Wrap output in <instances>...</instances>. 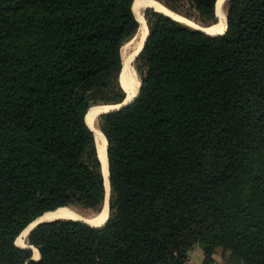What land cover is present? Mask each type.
I'll list each match as a JSON object with an SVG mask.
<instances>
[{
  "label": "trees",
  "instance_id": "trees-1",
  "mask_svg": "<svg viewBox=\"0 0 264 264\" xmlns=\"http://www.w3.org/2000/svg\"><path fill=\"white\" fill-rule=\"evenodd\" d=\"M158 1L201 27L221 19L217 0ZM133 2L0 0V264H187L195 245L204 264H264V0H228L216 36L145 9L138 95L96 119L106 223L37 224L38 260L15 245L45 212L103 208L85 117L126 99Z\"/></svg>",
  "mask_w": 264,
  "mask_h": 264
},
{
  "label": "bare ground",
  "instance_id": "bare-ground-1",
  "mask_svg": "<svg viewBox=\"0 0 264 264\" xmlns=\"http://www.w3.org/2000/svg\"><path fill=\"white\" fill-rule=\"evenodd\" d=\"M223 0H217V9L221 16L220 21L215 24L212 27L202 29L204 32L210 34V35H219L223 32L225 29V11L221 9ZM147 8H151L156 12H159L165 16H168L174 20H177L178 22H181L187 26H194L192 21L174 13L168 10L165 6H163L161 3L155 1V0H134L132 4V10L139 22V29L137 32V35L135 38H133L131 41L126 43L123 48L121 49V57H122V74L125 82L128 83L129 93L126 96V99L124 100V104L130 102L135 96L138 91L140 82L137 78L136 72L132 66V59L135 58L139 50L142 48L146 36H147V27L146 22L144 21L143 17V11ZM137 38V39H136ZM134 43V48L131 52H127L128 46H131V44ZM130 51V50H129ZM122 105H116V106H109V105H98L93 106L89 109L85 120L91 130L94 131L95 140H96V146H97V153L99 160L101 162V166L103 169L104 174V186L106 191V199L105 203L103 205L102 210L97 213L96 215L92 217L83 216L75 211L70 210L68 207H59L53 211L45 212L43 215L38 217L32 224H30L27 229H25L16 239L15 244L22 248H28L31 246H28L25 242L26 236L28 235V232L33 229V227L40 223V222H51L54 220H74V221H80L84 222L92 227L100 228L102 227L108 218V209H107V203H108V192H109V184L107 180V163H106V141L105 137L102 134V132L98 129V127L95 126V120L98 115L105 113L107 111H113L118 109ZM27 246V247H26ZM34 250L33 259H38V251H36V248L31 247Z\"/></svg>",
  "mask_w": 264,
  "mask_h": 264
},
{
  "label": "water",
  "instance_id": "water-1",
  "mask_svg": "<svg viewBox=\"0 0 264 264\" xmlns=\"http://www.w3.org/2000/svg\"><path fill=\"white\" fill-rule=\"evenodd\" d=\"M228 0H223V2H222V5H221V9H223V11H224V6L226 5V2H227ZM167 8V7H166ZM169 10V9H168ZM171 11V10H170ZM172 12V11H171ZM159 13V12H158ZM218 16V15H217ZM144 17V16H143ZM145 20V19H144ZM177 21V20H176ZM181 23V22H180ZM193 24H194V26H192L194 29H196V30H199V31H201V32H203V33H205V34H207V35H210V34H208V33H206V32H204L202 29H205V28H209V27H201V26H199V25H197L196 23H194V22H192ZM212 26H214V25H212ZM212 26H210V27H212ZM225 30H226V15H225ZM225 30H224V32H225ZM223 32V33H224ZM222 33V34H223ZM221 34V35H222ZM136 35H137V33H136ZM136 35L133 37V38H135L136 37ZM213 36H216V35H213ZM132 38V39H133ZM145 43V42H144ZM144 45V44H143ZM143 47V46H142ZM142 49V48H141ZM141 49L139 50V52L141 51ZM138 52V53H139ZM138 53H137V55H138ZM136 55V56H137ZM136 56H135V58H136ZM134 58V59H135ZM134 61V60H133ZM120 81H121V75H120ZM140 82V81H139ZM121 83H122V81H121ZM122 85H123V83H122ZM124 86V88H125V91H126V96H127V94L129 93V88L127 87V86H125V85H123ZM139 87H140V85H139ZM138 91H139V88H138ZM138 91H137V93H136V96L130 101V102H128V103H126V104H124V105H122L123 103H124V101L121 103V104H118V105H122V106H120L118 109H116V110H119V109H121L122 107H125L126 105H128L129 103H131L136 97H137V95H138ZM109 106H116V105H109ZM116 110H113V111H116ZM108 112H112V110L111 111H107V112H105V113H108ZM86 121V120H85ZM86 124H87V122H86ZM87 126H88V124H87ZM89 127V126H88ZM90 129V128H89ZM91 130V129H90ZM91 131H93V130H91ZM93 133H94V131H93ZM105 141H106V139H105ZM106 163H107V173H108V176H107V180H108V184H109V171H108V160H107V156H106ZM102 167V166H101ZM102 173H103V169H102ZM103 178H104V174H103ZM104 182H105V179H104ZM109 190H110V185H109ZM109 193V192H108ZM105 203V202H104ZM108 214H109V208H108ZM108 219V218H107ZM107 221V220H106ZM78 222H80V221H78ZM40 223H42V222H40ZM39 224V223H38ZM92 227V226H91ZM103 227V226H102ZM95 228V227H94ZM101 228V227H100ZM27 229V228H26ZM24 231V230H23ZM22 231V232H23ZM31 231V230H30ZM29 233V232H28ZM16 245V244H15ZM17 246V245H16ZM25 249H32L31 247H28V248H25ZM40 258V256L38 257V259ZM38 259H33L32 258V260H38Z\"/></svg>",
  "mask_w": 264,
  "mask_h": 264
},
{
  "label": "crops",
  "instance_id": "crops-1",
  "mask_svg": "<svg viewBox=\"0 0 264 264\" xmlns=\"http://www.w3.org/2000/svg\"><path fill=\"white\" fill-rule=\"evenodd\" d=\"M204 259L203 251L197 245L193 246L187 253V264H204ZM213 259V264H228L225 263V259L220 255V252H217Z\"/></svg>",
  "mask_w": 264,
  "mask_h": 264
},
{
  "label": "rangeland",
  "instance_id": "rangeland-1",
  "mask_svg": "<svg viewBox=\"0 0 264 264\" xmlns=\"http://www.w3.org/2000/svg\"><path fill=\"white\" fill-rule=\"evenodd\" d=\"M155 1H157V2H159L158 0H155ZM228 2V1H227ZM227 2H226V5L224 6V11H225V9H226V7H227ZM159 3H161L163 6H165L162 2H159ZM166 7V6H165ZM168 9V8H167ZM145 11V10H144ZM143 11V12H144ZM145 21V20H144ZM191 21V20H190ZM193 28V27H192ZM138 36V35H137ZM137 39V38H136ZM134 43H132L131 44V46H128V48H127V52H131L132 50H133V48H134ZM130 50V51H129ZM133 60L134 59H132V66H133ZM134 68V67H133ZM135 70V69H134ZM137 75V74H136ZM137 78H138V76H137ZM139 80V79H138ZM97 119V118H96ZM95 126L97 127V120H95ZM108 204H109V193H108V203H107V209L109 208V206H108ZM70 210H72V211H75V212H77V213H79V214H81V215H83V214H85V215H88V217H92V216H94V215H96V214H93V213H86V212H84V211H82V210H79L78 208H75V207H68ZM84 216V215H83ZM37 225V224H36ZM35 225V226H36ZM34 226V227H35ZM33 227V228H34ZM27 237V236H26ZM25 242H26V239H25ZM27 244V243H26ZM28 245V244H27ZM29 246V245H28ZM27 247V246H26ZM32 247V246H31ZM33 250V249H32ZM37 251V250H36ZM220 252V251H219ZM33 255H34V250H33ZM220 255H222V253L220 252ZM38 257H39V255H38ZM33 258V257H32ZM225 261V260H224ZM225 263H227L226 261H225Z\"/></svg>",
  "mask_w": 264,
  "mask_h": 264
}]
</instances>
